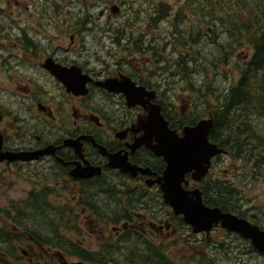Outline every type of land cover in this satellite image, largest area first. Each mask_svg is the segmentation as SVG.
I'll use <instances>...</instances> for the list:
<instances>
[{
	"label": "flooded vegetation",
	"instance_id": "af4514ba",
	"mask_svg": "<svg viewBox=\"0 0 264 264\" xmlns=\"http://www.w3.org/2000/svg\"><path fill=\"white\" fill-rule=\"evenodd\" d=\"M0 1L8 3L0 6V186L33 166L39 181L47 182L49 213L63 211L64 218L58 228L64 239L51 236L47 246L32 241V252L22 250L25 257L35 252L37 264L178 263L165 243L187 234L194 243L210 242L189 249L212 262L215 242L222 243L213 234L241 237L220 224L195 233L182 215L172 212L157 181L166 164L146 145L154 144V137H143L147 121L157 114L179 136L198 120L220 118L214 113L213 90L205 94L200 89L216 70L209 64L201 81L200 40L214 44L212 59L247 60L252 51L246 43L244 52L240 43L226 42L229 31L224 28L230 22L204 15L207 37H200V0L175 6L166 0ZM139 138L147 141L132 148ZM35 151L45 152L28 161L2 158ZM109 155L150 173L132 176L113 166ZM214 160L206 175L215 174ZM87 166L99 174L74 175ZM186 178L187 189L200 188L203 178L198 183L189 174ZM258 200L255 206L241 200L236 208L264 231V203ZM7 228L16 231L13 222ZM223 245L226 252L231 244L224 240ZM153 246L159 250L153 252ZM37 249L49 261L40 262ZM105 250L113 255L105 256Z\"/></svg>",
	"mask_w": 264,
	"mask_h": 264
},
{
	"label": "trees",
	"instance_id": "16d2710c",
	"mask_svg": "<svg viewBox=\"0 0 264 264\" xmlns=\"http://www.w3.org/2000/svg\"><path fill=\"white\" fill-rule=\"evenodd\" d=\"M260 1L263 2L264 6V0ZM210 5L214 4L210 2ZM207 8L208 5L203 4L199 8V13L208 15L212 19H216L214 16L215 8L212 10H207ZM223 16L222 19H225ZM231 22V27L224 28V30L230 31V36H234L237 33L240 34V32H243L244 29L254 30V33L251 32L247 35L249 38L246 39L247 48H251L250 50L252 53L245 61V64L243 63L238 67L240 68L238 70L240 71L239 78L227 89H230L229 94L226 97V101L229 102L224 101L220 104V107L217 106V110H220V118L218 120H213V127L209 134V139L218 146L224 147L228 151L227 153L229 158L234 160L241 159L242 161H240L243 163L244 169L245 167L246 169H250L249 173H255L256 178H258V175H261L262 177L260 179H262L264 177V173L261 172L260 168H264V142H262L264 140H262V138L259 139L258 135L255 137L251 134V132H253V128L250 124L251 119L253 120V118L259 115L264 117V103L262 100L264 99V20L257 25L249 24L247 25L249 26L248 28H246L247 26L245 27L239 25L238 23L236 24L232 18ZM255 30H257V32ZM203 61L204 59H201V63H203ZM246 88H254L257 92H259L260 99L258 100L256 107L255 105L250 104V102L244 106L242 102L238 101L237 103V101H235L241 93H246V91H244ZM228 110L229 116L225 117ZM247 124H249L250 127ZM245 143L246 145H244ZM244 148L248 149V151ZM218 158L219 157L215 159L214 164L217 163ZM231 183L230 181L220 179L216 174H208L200 183V188L205 203L212 206H218L223 210L232 211L239 215V210L236 208V202L239 197L237 198L236 190ZM47 187L48 186L42 188L40 187L41 189L38 188V190L33 188L20 203L13 201L10 202L13 214L10 215V213H8L6 217L9 222H13L15 224V228L13 230L16 231H12V229L7 228L8 223L6 224L3 222V224L0 225V264H21L22 259L25 258L22 256L24 255V252L22 250L18 251L17 248L23 246V244L27 241H35L40 246H47L52 244L53 238L51 236H53L57 241H61L62 238L64 239V237L58 232L59 226H64V218L61 216L63 211L55 213L52 212L50 213L51 215H46L48 211L47 198L50 193L49 188ZM89 187L92 191L95 190V185ZM96 196H99V194L91 197L96 198ZM89 200L91 201V198H89ZM93 204L97 207L94 202ZM37 208L39 209L41 217H48V219L45 220L46 224L41 225L42 228L35 226V222L29 218L30 215L35 217L37 214H35ZM106 208L109 209V206L106 205ZM2 213V209L0 208V219L3 221ZM72 223V229H74L75 220H73ZM36 228L40 229L39 232ZM156 250L158 251L159 249H156L153 246L152 251L155 252ZM104 252L105 256L110 257L113 255L110 250H105ZM200 263L204 264L202 260H200ZM156 264L161 263L158 261ZM167 264L178 263L168 259ZM207 264L213 263H211V261H207Z\"/></svg>",
	"mask_w": 264,
	"mask_h": 264
},
{
	"label": "rangeland",
	"instance_id": "374dc122",
	"mask_svg": "<svg viewBox=\"0 0 264 264\" xmlns=\"http://www.w3.org/2000/svg\"><path fill=\"white\" fill-rule=\"evenodd\" d=\"M166 1L169 2V4L174 5V6L178 2H181V0H179V1L178 0H166ZM228 1L229 0H224V1L218 0V2H217V0H200V2H201L200 6L206 2L205 4H208L207 10L208 9L212 10L213 8L216 7L214 9V16L216 19L213 18L212 20L226 21V22L228 21L231 23L229 25V27H231V25H232L230 18H232V20L235 21L236 24L238 23L239 25L245 26V27H246V25H249L250 23H251V25H257L258 23H260L264 20V14H263L264 6H263V2H261L260 0H230L231 2L230 1L228 2ZM237 1H238V3H235ZM210 2H212L214 5H210ZM219 2H221V3H219ZM225 2H227V3H225ZM240 2H242V3L240 4ZM189 3H190V0H189ZM195 3H196V1H195ZM5 4H8V3H6V2L3 3L0 1V6L5 5ZM10 4H14V0H11ZM220 4H222V5H220ZM238 4H239V6H238ZM234 5H236V7ZM257 5H258V7H257ZM247 6L249 9L247 8ZM239 7H241V9ZM254 7L256 10L253 9ZM242 8H244V9H242ZM257 8H259V9H257ZM187 10L190 12V16H193L191 9H187ZM239 12L241 13V15L239 14ZM254 12L255 13L257 12V13L255 14ZM234 13H236V14H234ZM222 14L224 15L223 17L225 19H222ZM228 14H231V15H228ZM203 16L204 15L202 13H200L201 20H199V23H200V25H202V27L200 26V28H199L200 37L202 36V34L205 31L204 26H207V24H204V22H203V21H206V18H204ZM207 20H209V19H207ZM248 20L250 22H248ZM252 31H254V30L251 29V30L247 31L244 29L243 33L241 31L240 34L237 33L234 36L229 35L228 38L226 39V42L228 43V40H230L233 43V45L236 43L237 44L240 43V46L242 47L241 50L246 52L247 49L245 47H243V42L246 43L245 39H247V35H249ZM229 34H230V31H229ZM241 35H242V37H241ZM202 37L206 38L207 35L203 34ZM221 41L223 42L224 40H221ZM206 42L207 41L205 39L200 40V51L203 50V52H202L203 57H201V59H204V61H203V63H201V59H200L199 70L204 76V73H205L204 69H206L208 67V65L211 63L214 65V67H216V70H215V73L212 76H210V78H208L210 83L207 86L202 83L200 89L203 92H205V94L207 92H210V90H213L214 95H215V101H216L214 113L220 114V110H216L217 106L220 107V104L223 103L224 101H226V97L229 94V91L227 89L231 86V84H233L239 78V75H240V71H238V69L237 68L235 69L234 67L235 66L238 67V66L242 65L243 63H245L246 59L241 58V57H237L236 60H232L231 57L227 60H225V59H212L213 55L210 56V53L212 51H214V44L207 45ZM225 48L229 49L228 47H225ZM231 48H232V46H231ZM217 58H218V56H217ZM223 69L227 70L226 76L224 74ZM234 70H235L236 74L234 73ZM203 76L201 78V81H203L205 78ZM231 79L234 81H232ZM244 91H246V93L245 94L241 93L240 96H238L239 100L236 99L235 101H237V103H238V101L242 102L244 104V106L248 102H250V104L255 105V107H256L257 102L260 99L259 92H257V90L254 88H250V89L246 88ZM262 100L264 103V99H262ZM226 102H229V101H226ZM240 115H241V113H240ZM228 116H229V110L227 111V114L225 115V117H228ZM259 117H262V116H257L253 119L254 123L251 120V124H252V128H253V132H251V134L255 137H256V135H258L259 139L262 138V140H264L263 139V136H264V117H262V118H259ZM258 120L260 121L259 124H257ZM254 126H256V127H254ZM261 126H262V129H261ZM260 131H262V132H260ZM262 142H264V141H262ZM240 160L231 159L228 157V155H221L217 159V163L215 164L213 171L217 175V177H219L220 179L224 180L226 178L227 180L230 181V183L232 182L231 184L234 186V188L236 190L237 198L239 197L238 201L236 202L237 204L241 200H243V201H251L252 204L255 206L256 205V198L259 199L258 200L259 202L264 203V177L262 179L256 178L255 173H253V174L249 173L250 169H248V168L246 169V167L244 169L243 163L241 162L242 160L241 161ZM34 171H35V168L33 166H29V167L25 168L19 174V178L17 180H15L12 184L8 183V184H4V185L0 186V208L2 209V212H3L2 213L3 214V221L0 219L1 220L0 225H2L3 222H5L6 224L9 222L8 218L5 216V212L10 213V215L13 214V211L11 209L12 205L10 203L11 201L20 203L27 196L28 192L31 191L33 188L38 190L39 185L41 188L44 185L45 186L47 185V182L39 181V179L37 178V175L34 173ZM261 172L264 173V168H261ZM48 214L50 215L49 211H47L46 215H48ZM29 218H30V220L35 222V226H39L41 228H42L41 225L46 224L45 220L48 219L47 216L41 217L40 213H37L35 215V217L33 215H30ZM7 226H8V224H7ZM213 238H215L217 240H221L222 243L220 245L219 242H215V245L217 247L214 248L215 257H214V261H212L211 263H213V264H217V263L218 264H264V257H261V256L257 255L255 252H252L250 250L249 244L242 241L241 237H239L240 238L239 239L238 237H235V236H224V235L220 234V232H217L216 234H213ZM224 240H226L227 242H229L231 244L226 252L223 251ZM165 241H166L165 239H158V243H161V244H164ZM204 244H210V242L204 241L203 243H197V242L194 243L192 241V238L188 237L187 234L172 237V238H170V240L168 242L165 243V245L167 246L168 255L171 256V254H172V256L175 258V261H177L178 264H202V263H200V260H202L204 262V264H207L206 258H204L203 256L197 257L196 254H194L193 250L189 249L190 246L195 245L196 247H198V246L202 247V245H204ZM220 246L223 249H220ZM19 249L26 251L25 254H27L28 252H32L33 251L32 242L31 241L25 242L23 244V246H21ZM93 249H97V246H93ZM37 251L43 255L41 258L42 260L40 262L49 261V259L46 256L47 254L43 253L39 249H37ZM35 254H36L35 252H33V254L30 253L29 257H25V255L21 254L22 256L25 257L22 259L21 264H31L29 262V260L32 261V264H37V263H34L32 260L33 257L35 256Z\"/></svg>",
	"mask_w": 264,
	"mask_h": 264
},
{
	"label": "water",
	"instance_id": "95a60500",
	"mask_svg": "<svg viewBox=\"0 0 264 264\" xmlns=\"http://www.w3.org/2000/svg\"><path fill=\"white\" fill-rule=\"evenodd\" d=\"M124 94L130 99L129 91L125 90ZM212 126L211 118L199 120L193 126H185L183 134L179 136L167 127V122L158 114L147 121L146 135L143 137L150 135L154 137L155 143L146 145L156 156L162 157L166 164L161 177L157 179L163 198L175 215H182L184 222L192 227L193 232H209L213 226L220 224L228 231L249 239L255 249L264 253V231L229 211L223 212L216 206L206 205L198 188L185 187L188 185L187 174L194 182L200 181L210 167L211 158L226 152L224 148L208 140ZM144 138L137 139L132 144V148L145 143L147 140ZM44 152L35 151L7 156L4 154L2 158L31 160ZM109 156L113 166L120 167L123 172H129L132 176L138 172L150 173L148 168L143 169L131 163L124 164V159L117 155V157ZM95 174H99V170L90 166L74 173L75 176L83 177H91Z\"/></svg>",
	"mask_w": 264,
	"mask_h": 264
},
{
	"label": "bare ground",
	"instance_id": "6f19581e",
	"mask_svg": "<svg viewBox=\"0 0 264 264\" xmlns=\"http://www.w3.org/2000/svg\"><path fill=\"white\" fill-rule=\"evenodd\" d=\"M219 1H220V0H219ZM223 1H224V0H223ZM229 1H230V0H229ZM229 1H228V2H229ZM199 2H200V1H199ZM217 2H218V0H217ZM230 2H231V1H230ZM200 3H201V2H200ZM205 3H206V2H205ZM205 3H204V5H205ZM219 3H221V2H219ZM225 3H227V2H225ZM235 3H238V1L235 2ZM241 3H242V2H240V4H241ZM233 4H234V3H233ZM168 5H169V4H168ZM207 5H208V4H207ZM220 5H222V4H220ZM224 5H225V4H224ZM231 5H232V4H231ZM201 6H202V5H201ZM227 6H228V5H227ZM234 6L236 7V5H234ZM238 6H239V4H238ZM250 6H251V5H250ZM168 7L171 8L170 6H168ZM220 7H221V6H220ZM223 7H224V6H223ZM257 7H258V5H257ZM201 8H202V7H201ZM215 8H216V7H215ZM218 8H219V7H218ZM218 8H217V9H218ZM239 8L241 9V7H239ZM247 8H248V6H247ZM224 9H225V8H224ZM229 9H230V8H229ZM242 9H244V8H242ZM245 9H246V8H245ZM248 9H249V8H248ZM251 9H252V8H251ZM253 9L256 10L255 7H254ZM253 9H252V10H253ZM257 9H259V8H257ZM252 10H251V11H252ZM254 10H253V11H254ZM246 11H247V10H246ZM248 11H249V10H248ZM222 13H223V12H222ZM224 13H225V12H224ZM226 13H227V12H226ZM228 13H229V12H228ZM254 13H255V12H254ZM256 13H257V12H256ZM256 13H255V14H256ZM179 14H180V12H179ZM234 14H236V13H234ZM239 14L241 15L240 12H239ZM252 14H253V13H252ZM226 15H227V14H226ZM226 15H225V16H226ZM228 15H231V14H228ZM222 16H223V14H222ZM237 16H238V15H237ZM237 16H236V17H237ZM234 17H235V16H234ZM257 17H258V16H257ZM223 18H224V17H223ZM226 19H227V18H226ZM230 20H231V18H230ZM248 22H249V21H248ZM254 22H255V21H254ZM259 22H260V21H259ZM250 24H251V23H250ZM262 25H263V24H262ZM246 26H247V25H246ZM248 27H249V26H247L246 28H248ZM258 27H259V26H258ZM252 28H253V27H252ZM236 29H237V28H236ZM247 30H248V29H247ZM233 31H234V30H233ZM240 31H241V29H240ZM255 31L257 32V30H255ZM252 32L254 33V31H252ZM242 33H243V32H242ZM248 33H249V32H248ZM257 34H259V33H257ZM245 35H246V34H245ZM255 35H256V33H255ZM241 37H242V35H241ZM241 37H240V38H241ZM244 37H245V36H244ZM247 38H249V37H247ZM250 38H251V37H250ZM252 38H253V37H252ZM254 38H255V37H254ZM245 40H246V39H245ZM258 40H259V39H258ZM243 41H244V40H243ZM243 44H244V42H243ZM252 47H253V45H252ZM250 49H251V48H250ZM250 49H249V50H250ZM231 64H232V63H231ZM233 64H234V63H233ZM244 64H245V63H244ZM239 65H240V64H239ZM237 66H238V65H237ZM232 67H233V66H232ZM238 67H239V66H238ZM238 67L235 66L234 68L236 69V68H238ZM239 69H240V68H238V70H239ZM234 73H235V70H234ZM231 74H232V73H231ZM235 74H236V73H235ZM233 75H234V74H233ZM247 79H248V78H247ZM226 80H227V79H226ZM231 80H232V79H231ZM232 81H234V80H232ZM225 83H226V82H225ZM227 83H228V82H227ZM246 83H247V82H246ZM230 84H231V83H230ZM231 85H233V84H231ZM252 85H253V84H252ZM228 87H229V86H228ZM256 88H257V87H256ZM228 91H229V90H228ZM251 97H252V96H251ZM252 103H253V102H252ZM216 110H217V109H216ZM263 111H264V110H263ZM253 115H254V114H253ZM254 116H255V115H254ZM259 116H260V115H259ZM251 117H252V116H251ZM259 118H262V117H259ZM259 118H258V119H259ZM253 119H254V118H253ZM251 120H252V119H251ZM255 120H256V119H255ZM252 121H253V120H252ZM259 122H260V121L258 120V123H257V124H259ZM261 122H262V121H261ZM253 123H254V121H253ZM247 125H249V124H247ZM250 125L252 126V124H250ZM250 125H249V127H250ZM254 125H255V124H254ZM258 126H259V125H258ZM258 126H257V127H258ZM254 127H256V126H254ZM246 128H247V127H246ZM261 129H262V126H261ZM260 132H262V131H260ZM257 133H258V132H257ZM253 134H254V133H253ZM254 135H255V134H254ZM259 135H260V134H259ZM256 136H257V135H256ZM263 139H264V138H263ZM244 145H246V143H245ZM248 146H249V145H248ZM246 147H247V146H246ZM244 149H246V148H244ZM244 149H243V150H244ZM240 150H241V149H240ZM246 150L248 151V149H246ZM247 151H246V152H247ZM227 152H228V151H227ZM251 154H252V153H251ZM252 156H253V155H252ZM259 158H260V156H259ZM261 163H262V162H261ZM260 169H261V168H260ZM258 171H259V169H258ZM256 173H257V172H256ZM259 173H260V172H259ZM223 250H224V249H223ZM216 251H217V250H216ZM217 253H218V252H217ZM217 257H218V256H217ZM219 260H220V259H219ZM216 262H217V261H216ZM217 264H218V263H217Z\"/></svg>",
	"mask_w": 264,
	"mask_h": 264
}]
</instances>
